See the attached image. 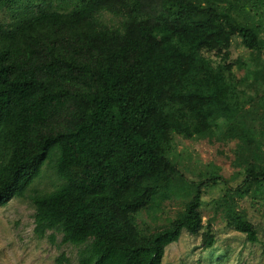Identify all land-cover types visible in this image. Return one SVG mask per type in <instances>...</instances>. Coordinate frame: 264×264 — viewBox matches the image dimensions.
Wrapping results in <instances>:
<instances>
[{"label":"trees","instance_id":"1","mask_svg":"<svg viewBox=\"0 0 264 264\" xmlns=\"http://www.w3.org/2000/svg\"><path fill=\"white\" fill-rule=\"evenodd\" d=\"M0 12V205L26 198L34 233L79 246L76 264H160L182 230L212 245L201 193L222 178L214 164L184 177L174 137L233 139L244 178L215 207L257 240L234 195L264 189V64L242 60L238 81L229 42L264 49V0H0ZM49 160L61 182L30 189ZM173 197L172 217L141 229Z\"/></svg>","mask_w":264,"mask_h":264},{"label":"rangeland","instance_id":"2","mask_svg":"<svg viewBox=\"0 0 264 264\" xmlns=\"http://www.w3.org/2000/svg\"><path fill=\"white\" fill-rule=\"evenodd\" d=\"M1 16H5L4 12H0ZM103 17L115 21L114 16L108 13ZM260 26V34L264 37V19ZM257 59L264 64V49L251 51L242 45L238 36L231 37L229 60L238 81L243 80L241 61L254 64ZM234 148L233 139L174 137L173 153L184 177L192 181L203 179L209 165L214 164L218 166L222 178L213 185L205 186L201 193L202 224L210 221L214 236L212 245L202 248V228L196 234L182 230L176 241L164 247L160 264H264V189L256 191L250 186L244 196L234 195L237 205L245 210L247 218L256 228L255 242L247 241L243 233L228 225L215 207V199L227 189L239 186L244 178L242 168L234 163ZM60 182L49 160L44 162L39 176L29 188L47 191ZM182 202L178 197L166 200L161 204L156 220H151L142 212L137 217V223L143 230L160 227L182 206ZM33 227L34 207L26 198L11 197L0 205V264H76L79 246L61 242L58 232L53 238L48 236L49 230L38 236ZM62 253L67 261L58 263L56 258Z\"/></svg>","mask_w":264,"mask_h":264}]
</instances>
